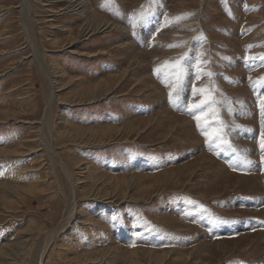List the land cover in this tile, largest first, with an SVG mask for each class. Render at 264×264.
Returning <instances> with one entry per match:
<instances>
[{
  "label": "rangeland",
  "instance_id": "obj_1",
  "mask_svg": "<svg viewBox=\"0 0 264 264\" xmlns=\"http://www.w3.org/2000/svg\"><path fill=\"white\" fill-rule=\"evenodd\" d=\"M29 1L38 47L69 75L57 85L69 83L60 86L49 133L83 186L75 216L88 213L84 224L55 232L43 263L133 264L132 257L138 264H264V63L245 60L264 53V0H86L82 14L69 11L80 0ZM20 4L0 0V192L10 197L0 198V264H32L39 237L59 224L69 198L61 167L40 142L45 79L25 39ZM89 7L126 33L90 31ZM71 36L80 41L66 48ZM182 54V93L170 103L162 80ZM135 59L140 63L120 81L121 68ZM109 77L116 86L79 102L90 83ZM206 97L216 103L190 109ZM221 121L222 139L213 138ZM76 123L96 134L106 126L120 130L80 138L69 133ZM238 155L252 163L242 165ZM165 172L173 176L163 184ZM131 176H144L143 183L105 197L115 180ZM149 183L159 192L142 201L138 190ZM137 248L151 253H129Z\"/></svg>",
  "mask_w": 264,
  "mask_h": 264
},
{
  "label": "bare ground",
  "instance_id": "obj_2",
  "mask_svg": "<svg viewBox=\"0 0 264 264\" xmlns=\"http://www.w3.org/2000/svg\"><path fill=\"white\" fill-rule=\"evenodd\" d=\"M76 1H79V0H76ZM76 6H82L83 9H78V7L75 8ZM86 6H87L86 0H80L79 3H76V5H74L71 9H69V11L75 12L77 14H82L84 11H86L84 9V7H86ZM20 7H21L22 29H23V32L25 34V39H26L28 45L31 47L32 59H33L34 64L36 65V67L38 69V72H40V74L45 79L46 104H45V108H44V115H43V118H42V120L40 122V125H39L40 126V142H41V145L43 146L44 150L48 153L50 160L51 161L53 160L55 163H57L61 167V169L63 171V174H64L65 181H66V184H65V186L67 188L66 190H67L68 195H69L66 208L64 210V213L62 215V218H61L59 224L57 223L58 224L57 226H54L51 229L46 230L45 233L39 237V240L36 243V246L34 248L33 257H32V264H44L43 263V257L45 255V253L49 250V248H50V246L52 244V239H53V236H54L55 232L60 230V229H62V228H66V226H69L73 222H78V223L84 224V220H86V218L88 217V213L85 212L86 214L80 216V218L75 216V214L77 213V211H76V209H77V197H78L77 196V190H78L79 187L81 188L83 186H77V184L80 183V181L78 180V178H76L74 176L73 171H71L68 168V166L60 158V155L58 154V152L56 150V147H55L56 141H55L54 137L52 136V133H49L50 132V126H49L50 116L52 114V110H53V107H54L53 105L55 103V100L58 99V97H57L58 91L60 90V86L62 88H65L66 84H68L67 87L69 86V83L66 82L65 84H62L59 87H57V85L61 84V82L64 83L63 81L69 75L67 76L66 75L67 73L64 72L61 68H59V66L57 65L56 61H54V59H51L49 57V55L45 54V52L40 50V48L38 47V44L36 42L37 41V39H36V31H35L36 27H35V22H34V19H33L34 17H33L32 13H31L30 1L29 0H21ZM88 10L91 13V16H90L91 19L90 20L94 24L91 27L92 30H90L93 33L94 32H99V31H104L106 29H111V30L112 29L113 30L119 29V31L121 33H123V32L126 33L124 31V29H126L125 28L126 26L119 25L118 23H114L113 21H109L107 19L99 18V16H97V14L94 12L92 7H89ZM69 11L67 10V12H69ZM60 29L63 30L64 32L65 31L66 32H70V31H72L73 28L70 27V26H68V27L64 26V27H62ZM71 37H74V36H71ZM78 41H80L79 38H75V37L74 38H70L69 42L67 43L68 46H66V48L67 47L69 48V47L73 46ZM101 52H106V51H101ZM85 53L87 55L89 54L88 52H84L83 54H85ZM79 54H81V53H79ZM135 63L139 64L140 61L135 59L130 64L125 65L124 68H121L122 72H121L120 76L118 75L120 81H122L124 79V77H127V76L129 77L130 73L134 70V69L131 68V64H135ZM112 81H113V77H109V79H106V78L101 79L100 78L97 82L90 83L92 85L91 86L88 85L87 88H85V91L81 92V94L87 96V98L85 100H79V102L80 101L81 102L82 101H87V102L88 101H94L97 98L98 99L101 98L102 95H101L100 92L105 91L106 87H108L109 85L111 86L112 85ZM83 82H85L84 79H83ZM118 82H119V80L116 81V83H114V84H117ZM136 82H138V81H136ZM114 86H116V85H114ZM149 86L152 89H154V90H159V88L153 82H150ZM59 98L61 99V101H65L66 104H72V100L64 99V98H61V97H59ZM57 103H62V102L58 101ZM159 106H161V105H159ZM5 112H6L5 110H0V115L1 114L5 115L6 114ZM170 119H173V116L170 115V118H168V120H170ZM144 120H147V122H148V120H151V117L147 118V119H144ZM59 121H60L61 124L66 122V118L64 117V113H62V111H60ZM74 125H77V123L74 124ZM78 126L79 125H77V128H74L75 130H73L71 132H69V131H67V132L72 133V134L73 133L74 134L79 133V135H81L80 138H82V135L84 133L87 134L88 137H93L94 138L95 135H98L100 137H107V136L111 135V133H113V131L118 132L120 130V127H116L115 125H112V126H106L105 128L102 127L99 130L100 134H98V133L96 134V132H94V129H83L81 126H79L80 128L78 129ZM128 127H130V126H128ZM130 130H132L131 127H130ZM79 165H81V164H78V166ZM257 166H259V165H257ZM84 169L86 170V172L89 170L88 167H84ZM88 173L90 174L91 172L89 171ZM92 175H93V173H92ZM158 176H161V174H158ZM172 176H173L172 172H165L163 174V176H162V178H164V179L162 180L161 177H160V179L163 181V184H166V182H168L169 178L171 179ZM142 178H144V176L143 177H140V176L139 177H133V176H131L129 179L125 178L124 180H119V181L115 180V184L111 185V186H113L112 187L113 189H111V190H106L105 189V194H107V196H105V197H107V198H111L112 197L113 198L114 196L119 195L120 193H122L121 186L122 187H124V186L129 187L130 183H132L133 185L140 186L143 183ZM153 187H154V185L149 183V184H145V186L143 185V186H141V188H139L138 191H140V193L141 192L144 193L143 196L139 195V197L141 198L142 201L143 200L144 201L148 200L149 199V195H151V193H155V191H154L155 189H158V190H156V192H159V187H157V188L156 187L153 188ZM93 190H94L93 187L91 189L89 187L88 188L89 194L92 193ZM84 191H85V189H84ZM7 192H8L7 190H4V192L2 194L0 192V198H2V197L5 198V196H6V198L9 199L10 197H9V194ZM95 195H96V193H95ZM131 200H135V198L131 197ZM96 225H99L97 221H96ZM14 242H15V240H14ZM14 242L11 244L10 247L13 248L16 245L18 246L17 243L20 244L21 239H20V241L17 240V243H14ZM142 250L145 252L144 249H138L137 248V249L132 250L129 253L131 255L133 254V256H136ZM178 250L180 251L181 249H178ZM162 252H163V255L167 256V254H166L167 250H166V252H165V250H163ZM147 253L149 254L151 252L150 251H146L145 255ZM160 256L162 257V254L156 255V258L157 259H161ZM138 258L139 257L137 256L136 259H138ZM127 260L130 261V262L134 261L133 264H138L137 260H132V257H127ZM140 260L141 261H139V262H142L143 257H141Z\"/></svg>",
  "mask_w": 264,
  "mask_h": 264
},
{
  "label": "snow or ice",
  "instance_id": "obj_3",
  "mask_svg": "<svg viewBox=\"0 0 264 264\" xmlns=\"http://www.w3.org/2000/svg\"><path fill=\"white\" fill-rule=\"evenodd\" d=\"M103 6V5H102ZM247 7V5H245ZM231 15V13H229ZM182 17L178 16L174 19H181ZM174 45H169V47H172ZM248 47H251V45H248ZM186 54H182L175 63L171 64L170 67V74L168 80H162V83H165V86L169 88L168 91V98L170 103H177L180 99L181 93H182V83L184 78V64L183 61L185 60ZM259 60L260 62L264 63V53L259 54L255 57H245V60ZM165 64H168L167 61H165ZM154 72H158V69H154ZM211 75V73H209ZM251 79V78H250ZM261 80H264V78H261ZM256 83H259V81L253 83V87L256 86ZM195 91V90H194ZM202 93L204 92L203 89L200 90ZM216 101L210 97H206L205 99H202L199 104L190 105V109H196L199 111H202L204 107H207L209 104H215ZM262 107H261V133H260V151L264 152V100L261 101ZM213 116L216 117V113H213ZM197 120V126L201 127L200 125V117H194ZM223 122H220V128L217 129L216 132L213 133V138L216 139H222L223 135ZM201 131H203V128H201ZM206 143H209V139L206 138ZM225 143H227L225 141ZM230 146V145H229ZM238 159L240 160L242 165H249L252 163L249 159H247L246 156H239ZM262 162H264V156L261 157ZM235 170V169H234ZM115 220L116 217H113Z\"/></svg>",
  "mask_w": 264,
  "mask_h": 264
}]
</instances>
